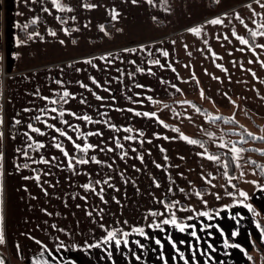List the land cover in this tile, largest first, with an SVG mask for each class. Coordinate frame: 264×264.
Returning <instances> with one entry per match:
<instances>
[{
    "label": "rangeland",
    "instance_id": "374dc122",
    "mask_svg": "<svg viewBox=\"0 0 264 264\" xmlns=\"http://www.w3.org/2000/svg\"><path fill=\"white\" fill-rule=\"evenodd\" d=\"M65 2L71 3L73 5V10L62 14V19L64 16L69 17V19L65 21L64 25H61L60 21L55 19L54 15L41 11L44 4L51 7L50 0H43V3H41V0H28V4L32 5L31 8L28 7V4H26L24 0H2L4 9L2 11L1 29L5 37L4 59L6 56L5 60H7V55L11 56L10 53L12 51L21 53L18 57H9V60L11 59L12 62H9L8 66L11 67L12 70H8L11 71L8 74H3L0 87V94L3 99L2 108L5 117V123L3 125L4 137L0 138L2 140V151L5 152L4 188L7 184L6 177L11 172V169H13L12 158L16 155L14 149L15 147L22 146L20 142L24 140V136L21 135L20 129L24 127L23 121L27 120L30 113L24 112L23 109L31 107L33 101L36 102V106H40L44 103L33 97L31 92L39 85L43 94H50V88L57 87V85H55V83L49 84V72H51L52 76H58L61 67L63 68L64 78L68 81L85 79L87 82V75L89 73L95 74L97 78L102 80L105 77L109 78L111 80L110 86L114 90L112 94L117 96L115 103L120 108H124L125 105H128L129 107H140L145 111L159 109L158 114L166 123L179 127L180 131L187 135H199L204 137L211 149L226 150L231 153V145L227 143L223 129L216 122H211L206 119L203 112H197L191 104H182L179 103L180 101L194 99L204 105V107L209 108V115L215 117V114L219 113L226 117L234 116L235 119L245 125L249 131H253L259 136L264 135V125L262 126L255 112L246 109L244 107L245 105L240 108L238 105H229L227 102L223 101L220 102L221 105L218 107L213 103L212 99H209L211 96L207 97V95H200V82L198 79H187V77L192 76L190 71L191 64L189 62L193 59V51L192 47L184 48V44L188 46L191 44L192 46V43H194L195 46V43L199 42L197 39L198 37L186 31L190 26L186 27L184 32H179L177 30L159 31L160 28L158 24L156 28L158 30L156 32L153 30L150 32L148 29L149 26H152V17L166 22V26H171L177 19L178 21L183 20L184 18H180L181 16L185 17V20L190 18L191 14H182L191 13L192 10L199 8L197 7L198 5L201 6V9L206 0H157L156 6L149 5L147 0H140L136 5L131 4L130 0H65ZM85 2L97 3L100 6L95 9H86L81 6ZM161 3L169 7L171 11H165L164 7L160 6ZM113 4L122 10L119 20L112 19L110 15L109 10ZM32 15L40 16V20L36 23L38 26L36 31L44 35L45 39H32L27 44L16 45L14 42V36L18 34L16 21H20L21 24L27 23L31 20ZM73 15L77 17L76 21L70 19ZM85 20H89L90 24L85 25L83 23ZM74 23L79 26L78 29L71 28V25ZM101 23L105 24L107 33L111 35H108L99 28V24ZM31 24L32 23H29L28 27ZM64 26L70 28V33H64L62 31ZM145 26H147V28ZM49 27L56 29L57 36L54 37L47 31ZM18 29L20 30L22 28ZM118 29H123V31H118ZM178 32H182L183 34L181 33L182 35L180 34V36L177 34ZM206 34H208L209 40L212 31L206 28L203 36H206ZM117 36H121V42L119 43L115 41ZM60 39H64L66 43L61 44ZM178 39L181 40L178 41ZM73 41H75V43H73ZM152 41H155V43H151ZM172 41H175V44H173ZM186 41H189V43ZM138 43L148 44V46L153 49V57L161 56L160 53L155 51L156 48H167L170 52V57L168 59L175 63L180 76L185 77V79H179L171 69H159L155 68V66H151L155 68V76L149 73H137V76L134 78L124 75L122 80L117 81L114 77L118 74L116 68L120 66L121 62L119 61L106 72L90 68L84 73H77L74 71L75 67L88 68L87 65L80 61L81 56L92 55L98 57L103 54L104 51H113V59H115V53L118 49L135 46ZM189 53H191V55H189ZM206 53L207 49L204 47L203 56L206 55ZM132 55L135 56L137 54ZM125 56L127 60L128 54H125ZM69 60L73 61L72 67L68 65ZM96 62L103 67V61L97 59ZM185 65H188V67H185ZM123 67L124 72L127 73L129 65L126 61L123 63ZM132 70H134V68ZM160 75L164 77L166 83H160L158 79ZM132 79H136L138 84L147 83L151 84L152 87L150 89H140L135 86L129 87ZM168 81L171 83H167ZM172 84H177L179 89L182 90L173 89L171 87ZM67 86L73 91H77L84 95L89 101L88 105H84L79 99H72L66 106L74 110L88 111L91 114H95L97 110L104 111V109L100 107L101 104L109 105L113 103L111 100L97 101L95 97L91 96V93L81 89L75 83L68 84ZM97 91H100L101 94L105 96L110 95L103 89H97ZM137 91H146L148 95L153 96L158 102L152 104L151 101H147L146 97H136L135 92ZM125 92L131 95L133 100L145 99V104H132V102L125 99ZM163 105H167V107L165 108ZM184 112H187L189 115L176 114ZM18 113L19 116L23 118L22 123L20 125H13L11 123V117ZM106 118H111L110 122L131 124L134 128H142L145 130L146 135H150L154 131H162L170 136L177 137V139L171 141L165 140L162 137L153 138L151 143L145 141L142 148H151L152 153L150 155L145 153L143 162L134 158V154L127 160L119 158L118 151H105L99 154L102 159L109 158L113 155L117 156L114 162L115 170L104 167L103 171L113 176L114 180L124 185L127 190L126 192H115V190L106 189V191H112L121 198V204L119 205H117L116 202H112L111 205V202H109L110 209L118 213L114 215L115 218L121 217L127 212H130L131 215L133 213L137 218H141V214L146 213L149 207L160 209L161 217L159 218H162L164 214L170 211L166 207H162V205L165 202L177 201L175 212L179 218L191 219L197 213L203 215L204 210L213 208L214 210H219L221 213H233L232 218L234 222L240 221L242 224H245L244 228L248 230L253 228L252 224H255L256 220L264 221V211L259 206V195L253 196L254 190L250 187L254 173L251 171V168L248 167L249 165L242 164L241 162L239 167L236 165L238 182L234 183L236 187L233 188V186L227 182L229 176L224 175L225 169L223 164L218 161H212L209 157H201L198 155L199 152L205 151L203 147L199 144L192 145L179 138V134L175 131V128H164L162 125H159L158 122H154V118L140 117L127 111V109L124 111L109 109L104 117H97V119L101 120ZM257 125H259V130L257 129ZM95 127H100L102 131H104L105 137L108 135H138V133H127L123 129L119 132H115L99 123L96 124ZM232 128L233 127L230 126L229 129ZM14 131L16 133V139L12 138V133ZM209 132L215 133V135L209 136ZM34 135L38 138H46L40 137L38 133ZM233 138H239V135L234 133ZM90 139L93 142H97L96 137H91ZM219 140H223L226 144H229V147L224 148L223 145L218 144L217 141ZM247 144L249 146L255 145L258 149H264V143L262 142L247 141ZM159 145H163L167 149L166 154L169 156V160L165 161L163 159L164 154L160 152ZM138 147L140 146L138 145ZM249 154L253 158H259L264 161V152L259 151V154H257L256 152L250 151ZM45 155H48V153L46 152ZM57 155H59L58 152ZM242 155L243 153L241 156ZM181 157H183V159H181ZM20 159L23 160V157ZM153 161L163 163L165 168H157ZM133 163L137 165L140 171L131 167ZM39 166L49 169L55 168L54 166H46L43 164ZM85 167H87L89 171H92L97 166L95 164H90ZM64 170H67L68 174L71 173L68 169ZM241 170H243V175H241ZM122 171L125 172L123 178L119 176V173ZM59 172H62V170ZM180 173H183V175L181 176ZM169 174L173 177L170 182L167 181V176ZM152 175L161 179L162 183L159 187L151 180ZM83 177L84 176L81 174L74 176L73 179L75 183H84L80 180ZM124 179H127L129 183L124 184ZM133 179H135L137 183L133 184ZM167 186H171L173 190L168 192ZM180 189H184V191L181 192ZM240 189L249 192V202L257 209L255 215L252 211L248 210L245 205H232V207L228 209L221 207L222 204H229L232 199L237 198L229 197L227 195L228 192H238ZM197 190L202 191L203 195L197 196ZM217 194L219 198H217ZM205 200L208 201L207 204L204 203ZM188 204H191L193 207L188 208ZM236 213H241V215L237 216L235 215ZM212 214H215V211L210 215ZM107 223L109 226H115L113 220ZM254 228H256V225H254ZM251 234L250 232L249 242L251 241V246L248 251L249 264H252L250 260L251 255H255L257 258L256 264H264V247L262 244L264 241L259 239L258 242L256 237L251 236ZM247 244L248 242H246V245ZM259 246L262 249V256L259 253ZM261 257H263V259H260Z\"/></svg>",
    "mask_w": 264,
    "mask_h": 264
},
{
    "label": "snow or ice",
    "instance_id": "6c2138e0",
    "mask_svg": "<svg viewBox=\"0 0 264 264\" xmlns=\"http://www.w3.org/2000/svg\"><path fill=\"white\" fill-rule=\"evenodd\" d=\"M26 4H28V0H24ZM51 7L47 4H44L41 8V11L45 13H50L54 15L55 19L59 20L61 25L65 24V21L69 19V17L64 16L63 19L62 14L64 12H69L73 10V5L71 3L65 2V0H50ZM131 4L136 5L140 2V0H130ZM43 3V0H41ZM147 3L152 6H156L157 0H147ZM256 3L260 6L261 9H264V0H256ZM83 8L86 9H95L99 7L97 3L93 2H85L81 5ZM161 7H164L165 11H171L169 7H166L164 3L160 4ZM28 7H32L31 4H28ZM249 9H251L252 15L257 17L256 21H252L255 25L253 27H249V24L245 23L244 17L241 15L239 11H221L218 15L211 16L210 19H204L201 23H194L190 27L186 29L188 33L194 34L196 37H202L206 31V26L208 25H217L223 26L225 24V20L230 16L237 19L245 28H247L250 32V37H245V35L239 33L235 26L231 28V36L235 37L238 44H234L232 48H228L227 51L231 54L233 51L239 49V51H250L251 53L255 54L256 59L259 60V64L264 66V58H261L262 53H264V42L259 43L258 45L255 43L256 38H260L264 40V11L257 12L256 8L252 6L251 3L247 5ZM110 15L112 19L119 20L121 15V9L118 8L115 4H113L110 8ZM156 19V17H152ZM70 19L72 21H76L77 17L75 15L71 16ZM40 20L39 15H32L31 20L27 23L21 24L20 21H16V26L18 28H22L25 30L28 39H21L20 36L17 34L14 36V42L16 45H22L29 43L32 39H40L44 40L45 36L42 35L39 31H31L28 32V24H36ZM85 25H89L90 21L85 20L83 22ZM77 24H72L71 28L78 29ZM99 28L107 33V29L105 24H99ZM47 31L52 36H57V31L54 28L49 27ZM64 33H70V28L68 26H64L62 28ZM118 31H123V29H118ZM111 35L110 33H107ZM223 38H229V32L223 33ZM217 40H220V36H216ZM60 43L64 44L66 41L64 39H60ZM75 43V41H73ZM151 43H155L152 41ZM175 44V41H172ZM204 44L208 45L211 48L208 40L203 41ZM242 44L245 47H239ZM184 48H188L187 44H184ZM260 49L258 51L257 49ZM156 52L160 53L161 56L153 57V49L148 46L146 43H138L135 46H128L118 49L115 53L113 51H104L103 54L99 55L98 57H94L92 55L81 56L80 61H82L88 68H81L75 67L74 71L77 73H84L87 72L88 69H95L106 72L110 67L114 66L117 61L121 62L120 66L116 68L117 75L114 77L115 80L120 81L123 79L124 75L128 77H136L137 73H149L153 76L156 75L155 68L159 69H171V71L179 78L185 79V77L180 76V73L177 70L175 63L168 59L170 57V52L167 48H156ZM125 54H128V58L126 60ZM132 54H137L133 56ZM12 57H18L21 55L18 51H12L10 53ZM191 55V53H189ZM211 55L213 57L220 56L221 54L212 51ZM4 59L3 55H0V61ZM103 61L104 65L101 67V64L97 63L96 60ZM249 63L254 62L252 57L248 58ZM127 62L129 65V70L127 73L124 72L123 63ZM235 62V58H234ZM68 65L70 67L73 66V61L69 60ZM151 66H155L151 67ZM188 67V65H185ZM217 67L222 69L225 73L228 72V69L225 67L224 64H218ZM240 68H244L245 64L240 63ZM134 68V70H132ZM248 72L252 74V76L256 77L257 80L260 77L257 75L256 71L252 68L247 69ZM2 71V69H0ZM203 71L205 73L208 72L207 68H204ZM213 78L216 81H221L222 77L219 75L212 74ZM192 76L187 77V79H192ZM160 83H166L164 77L160 75L158 77ZM228 80H231L232 77L228 76ZM49 84L55 83L57 87L50 88V94H43L40 90V86L37 85L35 90L31 92V95L35 97L37 100L43 101L40 106H36V102L33 101L31 107H26L23 109L24 112L30 113L27 120L24 122V127L20 129L21 135L24 136V140L21 141V145L19 147H15L14 151L16 155L13 156V170L15 173L20 174L23 180H32L35 182L36 186L40 189V192L45 197L56 196L60 198L61 202L67 206L69 198L73 199H80L83 201V204H75V207L80 209L82 208L86 214V216L94 222L95 226L99 229L103 230V234L99 235L97 238L95 235L91 233L95 232V228L91 229L90 238L92 239V243H88L84 240L82 243H64L60 240V236L53 233L51 235V239L54 241V246L49 247V244L46 243L43 239H38L37 236L31 235V239L36 241L37 244L42 245L40 251L41 253H51L52 258H48V256L42 255L39 258L33 256L32 260L35 264H66L65 258L58 254L57 250L64 249V248H76L80 249L83 248L84 251L92 249L94 247L99 246L100 248L104 249L105 252L111 257L113 255L112 249L116 248L119 249L121 246H128L131 247V242L133 240L132 234H138L139 237H150L154 240L155 244L158 246L159 251L157 255L161 258L162 264H171L173 260H183V264H192V261H195L196 264H200V261L197 259V244L195 242H190L188 239H176L174 238L173 233H169L167 230V226L171 225L173 229L179 231V233H185L190 231L191 237L195 238L196 240L201 239L197 229L196 224H189L186 220H182L178 217L175 212V205L178 203L177 201L165 202L162 207H166L169 213L164 214L161 217V211L155 207L147 208L146 213L141 214V218L143 221H148L150 219V223L148 222H141L138 219L137 222L129 223L127 219L123 222L117 220L113 214V224L118 226H109L107 222H104L103 218L104 215L107 214V210L105 207L101 205H107L109 200L115 201L117 205L121 204V198L118 195H115L112 191H106V189L115 190V192H119L121 190V186L117 183L113 176L108 175L107 172L103 171V168H114V162L117 159L116 155H113L109 158L102 159L100 157V153L107 152H117L118 157L124 160H127L130 156L134 154V158L138 159L139 161L143 162L145 159V153L149 155L152 153L151 148H142L145 141L151 143L153 138H160L162 137L165 140H175L177 139L176 136H170L165 132L162 131H154L150 135H146L145 130L139 127L134 128L131 124H118L115 122H110L111 118L106 119H97V117H104L109 109H115L117 111H130L137 116L140 117H148L154 118V122H158L159 125H162L164 128H175V131L179 134V138L184 141L189 142L192 145H198L202 142L199 139H194L192 136L185 134L184 132L180 131L179 127H176L172 124L166 123L164 119L158 114L159 109L156 110H148L145 111L140 107H129L125 105L124 108H120L115 101L117 100V96L112 94L114 92L113 88L110 86L111 80L105 77L103 80L97 78L95 74L89 73L87 75V82L85 79H77L75 81H68L64 78L63 68L59 72L58 76H52L51 72H49ZM198 82V81H197ZM75 83L81 89L86 90L87 92L91 93L92 97H95L97 101H107L111 100L113 103L109 105L101 104L100 107L104 109V111H96L95 114H91L88 111L82 110H74L71 107H67L66 105L72 99H79V101L84 104L88 105L89 101L85 98L84 95L77 91H73L68 84ZM167 83H171L168 81ZM135 86L140 89H150L152 86L151 84L147 83H137L136 79H132L130 82L129 87ZM171 87L173 89H179L177 84H172ZM97 89H103L110 95L105 96L102 95L100 91ZM199 93L201 96L205 95L204 88L199 89ZM222 95L230 100L231 104L237 105L238 102L235 99H232L227 92L222 93ZM136 97H146L147 101H151L152 104H156L158 101L153 98V96L148 95L146 91H137L135 92ZM124 97L127 101L132 102L135 105H144L145 99H137L133 100L131 95H128L127 92L124 93ZM211 99V97H209ZM162 103V102H161ZM179 103L182 104H191L193 108L199 112L201 109L197 107L191 100H183ZM165 108L167 105H163ZM177 115H185L188 116L187 112L184 113H176ZM219 116V113L215 114ZM206 119H212L211 115L206 116ZM224 119H229V117H224ZM231 119H235V117H231ZM23 118L17 115L11 117V123L13 125H20L22 123ZM5 123L4 111L3 108L0 107V138L4 137V129L3 125ZM103 124L106 126L107 129L114 130L115 132H119L123 129L127 133H138L135 134H128V135H108L105 137L104 131L100 127H95L96 124ZM92 126V127H89ZM234 131L240 132V129H235ZM40 134V137L46 138H38L34 134ZM209 136H214L215 133L209 132ZM249 136L253 138H257L256 133H248ZM96 137L97 142H93L90 138ZM12 138L16 139L15 131L12 133ZM259 139H264V135H260ZM240 141L245 140L244 132H240L239 136ZM218 144L223 145L224 148H228L229 144H226L223 140L217 141ZM231 143V142H230ZM138 145L140 147H138ZM160 152L163 155V159L165 161L169 160V156L166 154L167 149L163 145L158 146ZM71 149V150H70ZM247 149L244 147L237 146L236 143H231V157L235 160L237 167L240 165L241 154L246 152ZM259 151L264 152V149H259ZM48 155H45V153ZM57 152L59 155H57ZM31 153V154H30ZM201 157H209L212 161H218L219 163L223 164L224 168L227 169L229 167V163L227 160H220V156L218 154H210L208 151H201L198 153ZM23 157V160L20 158ZM183 159V157H181ZM111 161V162H110ZM157 168L164 169L165 165L163 163H157ZM40 164L46 166H54L58 169H68L71 171V175L67 177L69 182L75 183L73 179L76 175H84L86 177L85 182L78 186L77 191L65 192L63 195L59 192H50L49 187L55 189L56 186L60 182V177L55 176L53 177V173L51 171H46L45 168L39 167ZM95 164L97 167L92 171H89L86 165ZM103 166V167H101ZM133 169L140 171L137 168L135 163L131 164ZM261 171L264 172V165H260ZM22 170H28L30 174L24 175ZM251 171H256L255 168L251 169ZM95 174V175H94ZM243 170H241V175H243ZM182 176L183 173H180ZM203 175V174H201ZM225 176H229L227 171L224 172ZM4 176H5V152L0 151V242L5 241V214H4ZM120 177L125 176V172L119 173ZM44 177H53L52 180H46ZM173 177L169 174L167 176V181H172ZM53 180L55 183H53ZM151 180L155 183L157 187H159L162 183L161 179L157 178L155 175L151 176ZM229 184L236 187L233 183L232 178L229 176L227 181ZM124 184H128L129 181L127 179L123 180ZM132 183L135 184L137 181L135 179L132 180ZM191 183V182H189ZM251 183L255 185L257 188L264 189V182H260L258 180H252ZM48 185L47 187L45 185ZM21 187L25 190L28 189V184H22ZM87 190L88 194H85L84 191ZM173 189L171 186H167V191L171 192ZM210 190V189H209ZM181 192L184 189H180ZM126 194V193H125ZM33 199H37L38 197L33 194L29 193ZM197 196L203 195V192L200 190L196 191ZM227 195L229 197H237L231 200L229 204H222L221 207L228 209L231 208L232 205H245L246 208L253 212L255 215L257 213L256 207L249 202V192L244 189H240L238 192H228ZM92 197L90 200L89 197ZM217 198H219L217 194ZM99 201V203H97ZM205 204L208 203L207 200L204 201ZM31 206V205H30ZM188 208H192L191 204L187 205ZM122 210V209H121ZM40 211L44 213L47 217H58L61 213L56 212L55 210L49 211L48 207H41ZM213 211H215V215L218 217L221 215L219 210H214L213 208H208L203 211V215L209 217V219H213L210 215ZM68 213H64L67 215ZM97 214H99V219H97ZM150 214V216H149ZM200 214L197 213V216ZM228 216H232L233 213H227ZM235 215L239 216L241 213H236ZM48 223V221H45ZM79 224V221L76 222ZM256 227L259 228V235L261 239H264V223L260 220H256ZM200 224L203 226L204 229H212L213 225L210 223H205L203 220L200 221ZM127 225V227H125ZM50 229H56L59 233H67L69 236H72L73 233L69 229L64 226H61L57 223L55 219H52L49 223ZM36 227H40V225H36ZM216 229H219V233H224V237L222 239V243L225 246L232 244L233 242L230 240V236H238L240 233V229L230 227V231L226 233L225 227L221 226V223H216L214 226ZM149 229H157L161 230V234L151 233ZM213 235H217L215 231L207 232V236L211 237ZM136 245H139L141 249H146V244L141 241V239L134 240ZM182 246L183 249L182 250ZM209 246L214 247L215 245L209 240ZM17 247H19V243L17 242ZM236 248H241L242 245L237 243L235 244ZM200 251H206L203 247H200ZM188 252L191 255H188ZM124 256H127L128 253L124 252ZM135 255V254H134ZM208 256H211L212 253L208 252ZM245 255L247 253L245 252ZM67 261H70V264H79L78 259L73 258L72 256H67ZM136 259L139 260L140 256L136 255ZM0 264H6V259L4 256H0ZM112 264H116V261L113 260ZM155 264V262H153Z\"/></svg>",
    "mask_w": 264,
    "mask_h": 264
},
{
    "label": "crops",
    "instance_id": "0c3cea01",
    "mask_svg": "<svg viewBox=\"0 0 264 264\" xmlns=\"http://www.w3.org/2000/svg\"><path fill=\"white\" fill-rule=\"evenodd\" d=\"M251 3L254 8H256L257 12L264 11L260 6L256 3V0H206L203 4V7L200 9V5L198 9H194L191 13L182 14L189 15L191 17L185 20V17L181 21L176 20V22L171 26H166V22L159 20L158 18L153 19L149 26V30L157 31V24L159 25V31H170L177 30L183 31L186 27L191 26L194 23H201L204 19H210L213 15H218L221 11H229L230 13L233 11L241 12V15L245 19V23L249 24V27L255 26L252 21H256L258 18L252 15L251 9L247 7V5ZM4 6L2 4V0H0V55L4 57V40L5 37L3 35V30L1 29V21H2V11ZM32 25L34 26V30L38 29L36 24H31L28 27V32H31L30 28ZM113 25V24H112ZM111 25V26H112ZM235 26L236 30L245 35V37H250V32L247 28L244 27L237 19L230 16L225 20V24L223 26L217 25H208L206 28L212 31L210 34V39L208 40V34L206 36L198 37L197 43H192V51H193V59L190 66V71L192 73V77L194 79H198L199 89L204 88L205 95L211 96V99L215 105L220 107V102H227L229 105L231 104L230 100L225 98L222 93L227 92L228 95L237 100L238 106L246 109H250L255 112L257 117L264 125V66L259 64V60L256 59L255 54L250 51L241 52L237 48V50L233 51L231 54L227 51L228 48H232L234 44H238L235 37H232L230 32L231 28ZM147 28V26H145ZM144 28V29H146ZM162 28V29H161ZM164 28V29H163ZM17 28L18 35L20 38L27 39L21 37V32H25L24 29ZM112 31V30H111ZM113 32V31H112ZM177 33L180 35L181 33ZM229 32V38L226 40L223 38V33ZM26 33V32H25ZM183 34V33H182ZM181 34V35H182ZM180 35V36H181ZM179 36V37H180ZM216 36H220L221 39L217 40ZM150 40V39H147ZM181 39H178L180 41ZM204 40H208L211 48L208 45L203 43ZM115 41L118 43L121 42V36H117ZM189 43V41H186ZM264 42L260 38L255 39V43L258 45L259 43ZM204 47L207 49L206 55L203 56ZM239 47H245L240 44ZM216 51L220 53V56L213 57L211 55L212 51ZM260 51V49H257ZM205 52V51H204ZM252 57V63H249L248 58ZM11 56L7 55L5 59L0 61V87L1 81L3 79V74H8L12 70L11 67L8 66L9 60ZM235 58V62H234ZM261 58H264V53H262ZM244 63L245 67L240 68L239 64ZM218 64H224L228 69V72L225 73L222 69L217 67ZM204 68L208 69V72L205 73L203 71ZM248 68H252L256 71L257 75L260 77L259 80L256 77L252 76L250 72H248ZM212 74L219 75L222 77L221 81H216ZM231 76L232 79L228 80L227 77ZM201 80V81H200ZM206 85V86H205ZM207 87V89H206ZM1 95V94H0ZM236 105V106H237ZM247 106V107H246ZM249 107V108H248ZM257 129L259 130V125H257ZM2 151V150H0ZM244 164V163H242ZM40 167V166H39ZM250 167V166H248ZM251 168V167H250ZM252 169V168H251ZM46 171H51L53 173V177L59 176L60 182L56 186L55 189L49 187L50 192H59L61 195L65 192L77 191L78 186L82 183H71L67 179L70 174H68L67 170H62L58 168H45ZM237 171V167H236ZM24 175L30 174L28 170H22ZM59 172V173H57ZM254 173V171H253ZM84 176V175H83ZM53 177H44V179L49 180L53 179ZM85 177V176H84ZM81 178L83 182H85V178ZM253 180H257V176L254 173ZM7 184L4 188V214H5V236L6 239L3 242H0V255L5 256L8 260V264H35L32 260V257L35 256L39 258L42 255L48 256V258H52L51 253H41L40 249L42 245L37 244L36 241L31 239V235H35L38 239H43L46 243L49 244V247L54 246V241L51 239V235L55 233L60 236V240L64 243L72 244V243H82L86 240L88 243H92V239L90 238L91 229L95 228V232L91 233L95 235L97 238L99 235L103 234V230L99 229L95 226L94 222L91 221L85 214L82 208L78 209L75 207V204H83L84 202L80 199L69 198L67 206H65L60 198L56 196L45 197L40 189L36 186L35 182L32 180H23L20 174L14 172L11 169V172L6 177ZM28 184V189L25 190L21 187L22 184ZM53 183L55 181L53 180ZM121 186V190L126 192L124 185L119 182ZM48 186L47 184L45 185ZM251 188H253L254 193L253 196L259 195V206L264 211V189L257 188L255 185L251 183ZM85 194L87 190H82ZM114 191V190H112ZM29 193L35 194L38 198L33 199ZM90 200L92 197H89ZM109 202L115 203V201L109 200ZM99 203V201H97ZM31 205V206H30ZM105 207L107 210V214L104 215V222H108L112 219V215H117L116 211H112L110 209L109 203L107 205H101ZM132 206V205H131ZM41 207H48L49 211L55 210L56 212L61 213L58 217H47L44 213L40 211ZM64 213H68L64 215ZM213 219H209L204 215L197 214L191 219H184L180 217L182 220H186L189 224H196L198 227L195 229L198 231L201 239L196 240L191 237L190 231L185 233H179L178 230L173 229L171 225L167 226V230L169 233L174 234V238L176 239H188L190 242H195L197 244V259L200 261V264H249L248 260V251L251 246V241L249 242V234L252 233L251 236H255L259 242V228H254L255 224H252L253 228L251 230L245 229V224H242L240 221L234 222L232 216H228L225 213H221L220 216H216L215 214L211 215ZM52 219H55L57 223L61 226L66 227L70 231H72L73 235L69 236L67 233H59L56 229H50L49 223ZM97 219H99V214H97ZM117 220L123 222L125 219L129 221V223L137 222L138 219L141 222L150 223V219L148 221H143L142 218H137L133 213L130 212L124 213L121 217L116 218ZM203 220L205 223H210L213 225L212 229H204L200 224V221ZM48 221V223H45ZM79 221V224L76 222ZM216 223H221L222 227H225L226 233L230 231V227L240 229V233L238 236H230V240L233 242L232 244L225 246L221 241L224 237V233H219V229H216L214 226ZM246 225L247 222L245 221ZM40 225V227H36V225ZM118 226V225H115ZM127 227V225H125ZM150 234L156 233L161 234V230L157 229H149ZM215 231L217 235H213L211 237L207 236V232ZM31 233V235H28ZM133 240L131 242V247L121 246L119 249L113 248V255L110 257L104 249L99 246L84 251L83 248H64L57 250L58 254L62 255L65 258L66 264H70V261H67V256H72L73 258L78 259L79 264H112V261L115 260L116 264H162L161 258L157 255L159 248L155 244L154 240L150 237H139L138 234H132ZM141 239L143 243L146 244V249H141L139 245H136L134 240ZM251 238V237H250ZM209 240L215 245L214 247L209 246ZM264 241V239H261ZM17 242L19 243V247H17ZM246 242L248 244L246 245ZM241 244V248H236L235 244ZM264 247V242L262 243ZM200 247H203L206 251L201 252ZM182 250L183 246H182ZM127 252L128 255L124 256L123 253ZM211 252L212 255L208 256L207 253ZM245 252L247 255H245ZM135 254V255H134ZM136 255L140 256V259H136ZM188 255H191L188 252ZM171 264H183V260H173ZM192 264H196L195 261H192Z\"/></svg>",
    "mask_w": 264,
    "mask_h": 264
},
{
    "label": "trees",
    "instance_id": "16d2710c",
    "mask_svg": "<svg viewBox=\"0 0 264 264\" xmlns=\"http://www.w3.org/2000/svg\"><path fill=\"white\" fill-rule=\"evenodd\" d=\"M34 26L32 25L30 30L33 31L34 30ZM27 35L25 32H21V37L25 38ZM1 66V65H0ZM194 104H196L201 110L199 112H203L205 116H209V108L204 107V105L200 104L198 101L192 99L191 100ZM3 106V99H2V95H0V107ZM212 119H208L209 121H213L216 122L219 126H221V128L223 129V132L226 136V141L227 143H229L231 145V143H236L237 146L239 147H244L247 149L246 152L243 153V155L241 156V163L247 164L249 165L252 169L255 168L256 171H254V173L257 176V180L260 182H264V172L261 171L260 165H264V161L260 160L259 158H253L250 156L249 152H256L257 154H259V149L254 145V146H249L247 144V141H254V142H262L264 143V139H259V135L257 134V138H253L252 136H249L248 133H255V132H251L249 131L245 125L241 124L238 120L236 119H231V117H229V119H224V117H226L223 114H220L219 116H212ZM230 126H232V129H229ZM235 129H240V132H244L245 134V140L244 141H240L239 138H233V134H238L240 136V132L234 131ZM194 139H199L202 143L199 144L201 147H203V149L205 151H208L210 154H218L220 156V160H227L229 163V167L227 169H225V171H227L229 173V176L232 178L233 183H237V176H236V163L235 160L231 157V153L226 151V150H214L211 149V147L209 146L207 140L199 135H194L192 136ZM231 142V143H230ZM0 150H2V140L0 139ZM224 167V166H223ZM262 223H264V221L260 220ZM259 253L262 256V249L259 246ZM2 256V255H0ZM250 256V254H249ZM5 257V256H4ZM6 259V264H8V260ZM260 259H263V257H261ZM251 263L252 264H256V260L257 258L255 257V255H251L250 257Z\"/></svg>",
    "mask_w": 264,
    "mask_h": 264
}]
</instances>
